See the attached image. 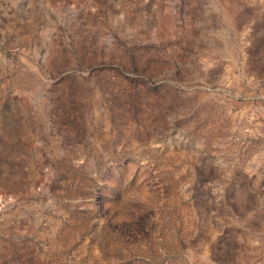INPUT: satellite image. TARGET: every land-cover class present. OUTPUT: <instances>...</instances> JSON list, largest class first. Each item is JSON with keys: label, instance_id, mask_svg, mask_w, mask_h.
<instances>
[{"label": "rangeland", "instance_id": "374dc122", "mask_svg": "<svg viewBox=\"0 0 264 264\" xmlns=\"http://www.w3.org/2000/svg\"><path fill=\"white\" fill-rule=\"evenodd\" d=\"M0 264H264V0H0Z\"/></svg>", "mask_w": 264, "mask_h": 264}]
</instances>
